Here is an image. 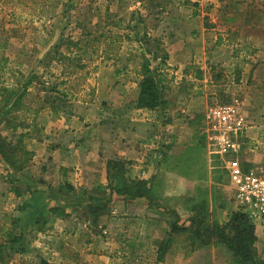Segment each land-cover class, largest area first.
Segmentation results:
<instances>
[{"label":"rangeland","instance_id":"rangeland-1","mask_svg":"<svg viewBox=\"0 0 264 264\" xmlns=\"http://www.w3.org/2000/svg\"><path fill=\"white\" fill-rule=\"evenodd\" d=\"M224 2L200 0L193 7L191 1L173 0H0V83L22 85L36 76L25 99L32 102V108L41 106L37 114H12L19 121L11 125H22L12 132L3 121L0 134L15 136L13 142L18 134L25 135L23 143L32 151L34 146H42L45 138L66 134L68 116H72L80 126L88 118L83 127L97 135L116 117L112 110L117 98L124 99L127 110L133 108L141 65L147 63L160 80L165 102L152 115L153 140L163 150L148 179H132L131 163L124 161L128 164L126 177L153 186L157 203L165 211H173L179 225H188L189 200L199 196L200 190L208 198L212 219L219 224L226 222L236 208L222 160L209 152L206 115L215 106L237 100L248 128L246 137L239 140L238 159L245 172L264 170V71L260 82L252 80L256 62L248 55L254 49L264 51V0H250L247 26H231L246 37L241 38L235 54L221 52L212 57L214 63L207 59L203 70L190 63L187 71H176L168 69L166 61L160 62L166 54L161 39L163 14L173 16L184 6L191 14L198 12L194 29H207L216 20L215 25L225 30L229 24L220 23V18L242 6L224 7ZM156 6L169 10L162 13ZM108 44L115 50L109 59L105 50ZM166 123L170 125L168 131H164ZM148 152L151 150L144 149L143 154ZM245 154L259 158V162H245ZM42 165L30 163L24 172L13 174L0 161V264H39L41 260L50 264H182L193 254L185 235H173L169 236L163 261H157L159 243L168 239L176 217L148 208L146 200V212L138 207L136 213L125 215L117 209L111 220L93 223L86 220L85 206L89 196L98 194L72 187V192L35 193L39 176L50 170ZM60 174L68 177V170ZM15 188L27 189L29 194L18 199ZM111 201L103 217L110 216ZM34 204L39 207L37 214ZM52 207H61L64 216L52 217ZM254 227L255 249L264 257V222ZM12 238L18 239L14 245L9 244ZM168 257L173 261L165 262ZM198 258L189 264H233L231 254L221 246L202 249Z\"/></svg>","mask_w":264,"mask_h":264},{"label":"crops","instance_id":"crops-1","mask_svg":"<svg viewBox=\"0 0 264 264\" xmlns=\"http://www.w3.org/2000/svg\"><path fill=\"white\" fill-rule=\"evenodd\" d=\"M173 1L176 3L180 1H191L194 5L193 7L197 6L196 3L200 2V0ZM224 1V7L227 4L231 6H242L239 10H236V12L230 11L225 18H220V23L229 24L225 30H221L219 26L215 25L217 23L216 20H213L212 22L214 24L209 25L207 29L201 27L194 29L199 20L198 12L194 11L191 14L188 11L189 9H186L184 6L181 8L179 7L174 12L173 16L168 13L163 14L161 39L164 43V49L167 55L166 67H168V69L172 68V70H181L184 72L189 69L187 65H191L190 63H192L196 65L194 68L203 70L207 68V59H209V63L212 64L214 63L212 57L216 58L215 56H219L221 52H225L222 55L232 52L235 54L241 38H246L242 33H239L237 29H241L249 24L251 18L246 10L251 2L250 0H240L239 3L238 0ZM215 4L216 6L219 5L217 2H215ZM155 8H158L162 13L169 10L168 7L164 9L161 8V6H156ZM188 12L190 14H187ZM231 26H235L237 29H233ZM222 49L224 51H222ZM248 55L252 61L256 62L255 65L252 66L251 78L256 82H260L261 72L264 71V51L261 49H254ZM192 58L195 61H191ZM254 58H256V60H254ZM259 58L260 60L257 61ZM261 59H263V61ZM98 96L100 95L98 94ZM107 99V101L111 100L110 97ZM113 106L114 110L112 111H114L116 117L112 118L109 123H106L99 134L91 135L88 128L83 127L88 123V118L85 120L87 122H85L83 126H80L82 124L75 125L74 118L68 116V128H66L68 131L66 134L51 135L50 139L45 138L46 140H44L42 146L33 147L32 151L34 156L31 163L43 162L42 166H46L50 169L42 177H40L41 175L39 176L38 181H40L38 183L35 182L37 184L36 189H33L35 193L38 192L43 195L48 192V190L51 191V188L57 187L64 182H67V184L75 190L81 188L88 193L92 190L94 183L98 182L99 184L106 185L107 181L104 171L106 170V162L110 160L130 162L129 176L132 179L139 177L148 179L150 177L153 167L158 165L157 157H159V155L161 156V150H163L162 146L155 145V140H153L156 139L155 134H153L155 122L152 120V115L155 112L137 110L134 109V107L127 110L126 102L123 98H117ZM91 118L92 121L96 119V117L93 116H91ZM253 127L254 126H251L252 129ZM164 128V131H168L170 125L166 123ZM250 132L253 135V132ZM166 134H168V132ZM144 149H149L151 152L143 154ZM152 155L155 157L154 160L153 158L151 159ZM245 162L256 165L259 162V158L249 154L247 158L245 154ZM65 170H68V177L60 174V172H64ZM20 191L21 196L18 199L26 198L25 194H29L27 189L24 192L21 188ZM30 196L31 195L28 197ZM111 200L110 204H112V207L109 213L110 216H101L99 218L100 220H111V215H115L117 209H121L125 215L126 213H128V215L136 213L138 207L141 208L143 212H146V209H148L146 203L143 201L144 199L124 201L120 197L113 196ZM33 212L35 214L39 213L37 204H34ZM87 224V222L84 223V225ZM200 252L202 253V250L194 251L182 264H189L192 263V261L194 262L196 258L199 259L198 254H200ZM172 261L173 258L171 257L165 259V262ZM213 261L214 260L211 262ZM179 263L181 262L179 261Z\"/></svg>","mask_w":264,"mask_h":264},{"label":"trees","instance_id":"trees-1","mask_svg":"<svg viewBox=\"0 0 264 264\" xmlns=\"http://www.w3.org/2000/svg\"><path fill=\"white\" fill-rule=\"evenodd\" d=\"M68 2H71V0H68ZM110 25L116 26L113 22H110ZM112 47L113 45L110 44L105 46L107 59L113 56L112 52L115 50ZM166 59L167 55L164 54L160 60L161 64H164ZM140 73L141 79L137 85V96L133 107L137 110L156 112L165 105L160 80L155 77L147 63L141 65ZM35 79L36 76H32L22 85L16 83L6 86L4 83H0V124L4 121L7 127L10 126L12 132L15 131V128L22 125H11L16 122L15 120L19 121L12 114L15 112L39 113L41 106L36 109L32 108V102L29 99H25ZM65 95L63 96L64 98L66 97ZM24 136L21 133L18 134L16 141L13 142L15 136L8 138L0 134V161L13 174L24 172L34 156L33 151L27 149L23 143ZM125 165H128L127 162L122 160L106 162L107 183L106 185L95 183L92 187L91 192L98 194V197H88V202L85 206L86 220L88 218L91 222L96 223L101 216L106 215L108 212L107 206L113 196L128 200L144 199L148 204V208L166 210L161 204L157 203L159 197L155 196L153 186H148L147 182L143 180H130L126 177ZM51 190L72 192L73 189L67 182H64V184L61 183L57 187L51 188ZM13 192L16 197L19 198L21 196L20 188L13 189ZM79 201L83 202V200ZM189 201L192 202V205L189 208L187 226L178 224V217L173 211H165L174 215L176 221L171 224L168 239L159 243L157 261H163L164 254L171 242L169 236L185 235L184 239L188 243L190 253L196 250L221 246L231 254L233 264H264V257H260L255 249L254 224L246 214L235 209L226 222L219 224L211 217L209 201L204 191L200 190V195ZM49 213L55 218H60L65 214L61 207H52L49 209ZM17 241V238H12L9 244L14 245ZM39 264L50 263L41 260Z\"/></svg>","mask_w":264,"mask_h":264},{"label":"built area","instance_id":"built-area-1","mask_svg":"<svg viewBox=\"0 0 264 264\" xmlns=\"http://www.w3.org/2000/svg\"><path fill=\"white\" fill-rule=\"evenodd\" d=\"M206 137L211 155L221 158L223 169L232 187V200L237 211L246 214L253 224L264 222V170L245 172L238 155L239 140L246 137V116L239 103L215 106L206 115Z\"/></svg>","mask_w":264,"mask_h":264}]
</instances>
